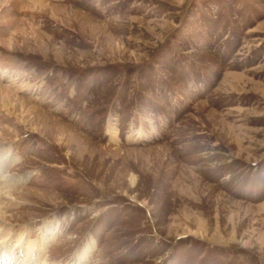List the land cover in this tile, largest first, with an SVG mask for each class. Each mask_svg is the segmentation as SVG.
<instances>
[{
    "label": "rangeland",
    "instance_id": "obj_1",
    "mask_svg": "<svg viewBox=\"0 0 264 264\" xmlns=\"http://www.w3.org/2000/svg\"><path fill=\"white\" fill-rule=\"evenodd\" d=\"M28 1L0 264H264V0Z\"/></svg>",
    "mask_w": 264,
    "mask_h": 264
},
{
    "label": "bare ground",
    "instance_id": "obj_2",
    "mask_svg": "<svg viewBox=\"0 0 264 264\" xmlns=\"http://www.w3.org/2000/svg\"><path fill=\"white\" fill-rule=\"evenodd\" d=\"M22 1L23 0H5V2H22ZM29 1H31V0H29ZM32 1H34V0H32ZM31 4H33V3H31ZM12 41H13L12 37H10L8 39L7 38L6 39H1L0 40V45H4V46H7V47H10L12 45ZM0 70L2 71L1 67H0ZM2 73H3L4 76H8L9 75V72L5 71V70H3ZM10 93H11L10 88L0 81V98H1V102L4 103L5 102L4 100H6L5 98H8ZM1 133L3 134V132H0V134ZM12 156H13V154H12L11 148L6 147V146L0 147V221H1V219H3V212H2L3 208H4L3 204L6 203L7 201L11 200V198H12L11 197L12 196L11 195L12 191L10 190L12 184L17 183V182H21V180L26 179V177L24 175H17L16 176V175H12L11 173H9V171H8L9 166L15 160ZM1 226L2 225L0 224V227Z\"/></svg>",
    "mask_w": 264,
    "mask_h": 264
}]
</instances>
